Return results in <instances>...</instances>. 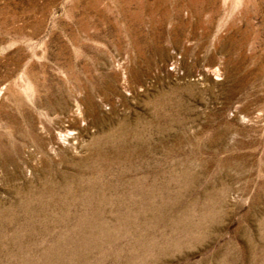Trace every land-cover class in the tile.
<instances>
[{"label": "rangeland", "instance_id": "374dc122", "mask_svg": "<svg viewBox=\"0 0 264 264\" xmlns=\"http://www.w3.org/2000/svg\"><path fill=\"white\" fill-rule=\"evenodd\" d=\"M0 264H264V0H0Z\"/></svg>", "mask_w": 264, "mask_h": 264}]
</instances>
